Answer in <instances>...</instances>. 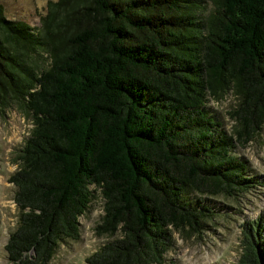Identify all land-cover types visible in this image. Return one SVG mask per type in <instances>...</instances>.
<instances>
[{"label":"trees","instance_id":"obj_1","mask_svg":"<svg viewBox=\"0 0 264 264\" xmlns=\"http://www.w3.org/2000/svg\"><path fill=\"white\" fill-rule=\"evenodd\" d=\"M209 1L49 0L37 28L0 5V115L32 125L7 178L11 264L77 240L96 191L111 239L83 264H161L173 231L212 218L205 196L259 185L232 149L264 122V0ZM229 92L226 130L206 104ZM240 227L234 264H264L263 220Z\"/></svg>","mask_w":264,"mask_h":264},{"label":"rangeland","instance_id":"obj_2","mask_svg":"<svg viewBox=\"0 0 264 264\" xmlns=\"http://www.w3.org/2000/svg\"><path fill=\"white\" fill-rule=\"evenodd\" d=\"M47 1L0 0V5L6 18L37 28ZM203 7L206 13L212 8L211 2L203 0ZM234 105L235 100L229 92L218 101L209 100L206 108L230 130L232 121L228 112ZM31 126L30 118L15 105L11 104L0 115V264H11L6 258L4 244L15 227L17 216L12 200L14 187L7 178L18 167L17 156ZM232 154L246 162L249 174L258 179L259 185L231 197L205 196L206 204L213 210L212 218L204 221L199 234L187 228L173 231L172 244L164 252L161 264H234L241 251L240 225L258 217L264 222V122L244 146H235ZM93 194L88 207L78 217L77 240L59 242L47 264H83L85 257L111 239L94 233L93 227L102 213V200L97 191ZM189 197L196 198L193 194Z\"/></svg>","mask_w":264,"mask_h":264}]
</instances>
